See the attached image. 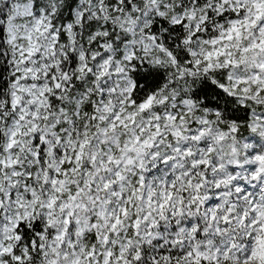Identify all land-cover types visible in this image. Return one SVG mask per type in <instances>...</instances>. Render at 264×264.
<instances>
[{
  "label": "snow or ice",
  "instance_id": "obj_1",
  "mask_svg": "<svg viewBox=\"0 0 264 264\" xmlns=\"http://www.w3.org/2000/svg\"><path fill=\"white\" fill-rule=\"evenodd\" d=\"M0 264H264V0H0Z\"/></svg>",
  "mask_w": 264,
  "mask_h": 264
}]
</instances>
